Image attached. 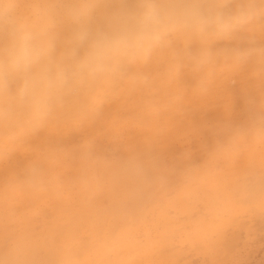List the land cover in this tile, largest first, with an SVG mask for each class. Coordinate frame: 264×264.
<instances>
[{
  "label": "clouds",
  "instance_id": "clouds-1",
  "mask_svg": "<svg viewBox=\"0 0 264 264\" xmlns=\"http://www.w3.org/2000/svg\"><path fill=\"white\" fill-rule=\"evenodd\" d=\"M0 264H264V0H0Z\"/></svg>",
  "mask_w": 264,
  "mask_h": 264
},
{
  "label": "rangeland",
  "instance_id": "rangeland-1",
  "mask_svg": "<svg viewBox=\"0 0 264 264\" xmlns=\"http://www.w3.org/2000/svg\"><path fill=\"white\" fill-rule=\"evenodd\" d=\"M218 118V113L216 112H209L206 114V119L208 120H215ZM76 137H73V140H75ZM180 150V146L179 145H172L169 150H168V155L169 156H174L175 153H177Z\"/></svg>",
  "mask_w": 264,
  "mask_h": 264
}]
</instances>
